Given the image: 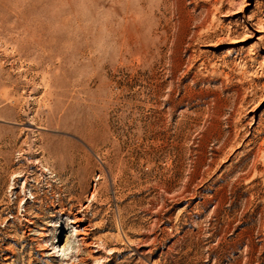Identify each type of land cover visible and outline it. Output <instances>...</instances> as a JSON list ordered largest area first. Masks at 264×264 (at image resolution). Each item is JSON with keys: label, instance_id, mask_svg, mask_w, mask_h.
<instances>
[{"label": "rangeland", "instance_id": "obj_1", "mask_svg": "<svg viewBox=\"0 0 264 264\" xmlns=\"http://www.w3.org/2000/svg\"><path fill=\"white\" fill-rule=\"evenodd\" d=\"M0 264H264V0H0Z\"/></svg>", "mask_w": 264, "mask_h": 264}, {"label": "bare ground", "instance_id": "obj_2", "mask_svg": "<svg viewBox=\"0 0 264 264\" xmlns=\"http://www.w3.org/2000/svg\"><path fill=\"white\" fill-rule=\"evenodd\" d=\"M94 196H95V194H94ZM59 206V205H58ZM62 211H64V210H62ZM69 213V212H68ZM67 213V214H68ZM70 215V214H69ZM72 215V214H71ZM72 217H73V219L71 220V223H73V224H76V223H81V218L80 217H78L77 215H72Z\"/></svg>", "mask_w": 264, "mask_h": 264}]
</instances>
